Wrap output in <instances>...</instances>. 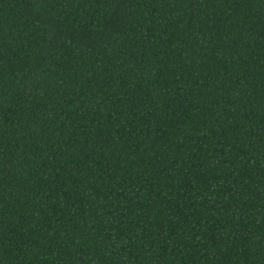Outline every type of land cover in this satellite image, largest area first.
Here are the masks:
<instances>
[{
  "label": "trees",
  "instance_id": "16d2710c",
  "mask_svg": "<svg viewBox=\"0 0 264 264\" xmlns=\"http://www.w3.org/2000/svg\"><path fill=\"white\" fill-rule=\"evenodd\" d=\"M0 264H264V0H0Z\"/></svg>",
  "mask_w": 264,
  "mask_h": 264
}]
</instances>
